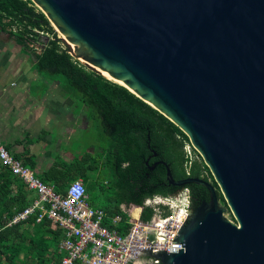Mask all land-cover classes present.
<instances>
[{
    "label": "water",
    "instance_id": "obj_1",
    "mask_svg": "<svg viewBox=\"0 0 264 264\" xmlns=\"http://www.w3.org/2000/svg\"><path fill=\"white\" fill-rule=\"evenodd\" d=\"M31 1L72 57L183 131L225 200L210 181L175 180L155 161L150 168L162 164L169 184H198L210 196L188 206L172 238L177 252L141 257L264 264V0Z\"/></svg>",
    "mask_w": 264,
    "mask_h": 264
},
{
    "label": "trees",
    "instance_id": "obj_2",
    "mask_svg": "<svg viewBox=\"0 0 264 264\" xmlns=\"http://www.w3.org/2000/svg\"><path fill=\"white\" fill-rule=\"evenodd\" d=\"M0 28L32 55L39 72L59 78L66 91L88 108L91 120L99 121L107 141L103 147V167L113 172L116 192L115 204L103 207L105 224L114 215H120V223L110 226L121 234L127 231L128 214L121 209L122 203L142 206L140 219L144 222L170 212L168 205L160 206L159 210L144 205L146 198L170 197L174 192L164 189L169 184L165 167L156 164L150 168L158 160L167 163L175 180L188 176L210 180L219 201L225 203L200 155L193 148L190 152L186 150L190 143L183 131L126 87L91 71L72 57L31 0H0ZM86 171L83 166L78 169L83 181ZM54 187L63 194L64 179H58ZM185 187L196 206L200 200H196L195 188L204 187L194 183ZM33 192L0 162V264H58L64 255L60 249L63 230L52 226L47 217L37 222L36 210L25 219L8 224L13 215L32 203ZM72 264L82 263L76 259Z\"/></svg>",
    "mask_w": 264,
    "mask_h": 264
},
{
    "label": "crops",
    "instance_id": "obj_3",
    "mask_svg": "<svg viewBox=\"0 0 264 264\" xmlns=\"http://www.w3.org/2000/svg\"><path fill=\"white\" fill-rule=\"evenodd\" d=\"M90 123L88 108L59 78L39 72L32 55L0 28V141L10 153L48 185L64 179L65 189L74 178L83 181L78 169L93 167L87 152L94 147H79Z\"/></svg>",
    "mask_w": 264,
    "mask_h": 264
},
{
    "label": "built area",
    "instance_id": "obj_4",
    "mask_svg": "<svg viewBox=\"0 0 264 264\" xmlns=\"http://www.w3.org/2000/svg\"><path fill=\"white\" fill-rule=\"evenodd\" d=\"M188 146L190 150L187 151L190 152L192 146ZM0 162L20 177L28 189L36 193L32 203L13 215L8 224L25 219L35 210L37 222L44 217L51 220L53 226L61 228L64 233L60 241V249L64 251V255L58 264H72L76 259L81 260L82 264H132L144 251L177 252L181 248V244L172 238L187 216L186 189L184 206L171 200L168 203V214L156 216L148 222L140 219L141 206L131 204L130 207L123 208L128 214L129 226L121 234L110 226L118 225L121 216L114 215L105 224V211L90 206L82 179L70 182L61 194L53 185L44 183L29 167L15 158L1 141ZM134 209H138L136 215L133 214ZM146 258L149 261L147 264H160L150 257Z\"/></svg>",
    "mask_w": 264,
    "mask_h": 264
},
{
    "label": "rangeland",
    "instance_id": "obj_5",
    "mask_svg": "<svg viewBox=\"0 0 264 264\" xmlns=\"http://www.w3.org/2000/svg\"><path fill=\"white\" fill-rule=\"evenodd\" d=\"M58 37L62 36L59 31L55 30ZM106 139L103 136V131L100 129L99 121H92L90 126L85 131L82 137V143L79 145L80 149H85L92 145L98 154V159H103V153L100 149H103L106 145ZM190 150L189 146L186 145V150ZM93 163V162H92ZM86 178L84 180L87 200L91 206L94 207H108L115 204L116 192L113 186L114 174L107 168L103 167V162H95V168L87 169ZM213 178V177H212ZM72 179L70 182L75 180ZM105 180H109V183H105ZM69 180H67L68 182ZM177 203V202H176ZM221 203V202H220ZM172 204V203H171ZM223 204V203H222ZM225 205V203H224ZM138 206V205H136ZM225 216L234 221V218L230 211L225 213ZM149 262L146 257L136 258L132 264H145Z\"/></svg>",
    "mask_w": 264,
    "mask_h": 264
},
{
    "label": "flooded vegetation",
    "instance_id": "obj_6",
    "mask_svg": "<svg viewBox=\"0 0 264 264\" xmlns=\"http://www.w3.org/2000/svg\"><path fill=\"white\" fill-rule=\"evenodd\" d=\"M100 151L103 153V149H100ZM87 154H88V161L90 164H92V162L95 160L96 161L103 160V159H98V154H97V151L95 150V148L92 150H89L87 152ZM164 189L167 191L171 190V192L174 190V192L170 197L155 196V197L146 198L144 200V205L149 206V207L153 208L154 210H159L160 206L168 205L169 201H171V200L176 201L181 206H184L186 204L185 199H184V191H185V189L188 190V188H186L185 186H175L172 184H167L166 186H164ZM188 192H189V190H188ZM195 192H197V194H198V197L196 198V200L199 199L200 202L209 200L210 193L205 187L203 190L195 188ZM188 206H189V209L195 207L193 205V203L191 202V200H190ZM145 264H147V263H145Z\"/></svg>",
    "mask_w": 264,
    "mask_h": 264
},
{
    "label": "bare ground",
    "instance_id": "obj_7",
    "mask_svg": "<svg viewBox=\"0 0 264 264\" xmlns=\"http://www.w3.org/2000/svg\"><path fill=\"white\" fill-rule=\"evenodd\" d=\"M105 76H106V75H105ZM107 77H108V76H107ZM137 212H138V209H134V210H133V214H134V215H136Z\"/></svg>",
    "mask_w": 264,
    "mask_h": 264
}]
</instances>
